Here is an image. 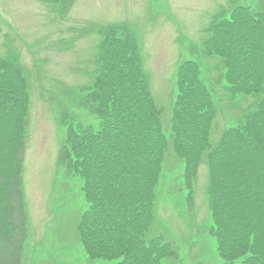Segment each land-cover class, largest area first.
<instances>
[{"label": "rangeland", "instance_id": "obj_1", "mask_svg": "<svg viewBox=\"0 0 264 264\" xmlns=\"http://www.w3.org/2000/svg\"><path fill=\"white\" fill-rule=\"evenodd\" d=\"M236 5L264 12V0H0V58L20 64L31 97L22 162L29 218L22 264H119L121 260L94 258L86 250L79 228L91 207L85 180L75 172L68 174L58 159L69 126L98 128L101 123L91 109L89 94L100 73L105 32L120 26L125 31H119V37L130 35L136 41L169 142L178 68L186 60L200 62V77L216 103L209 140L217 145L228 128L258 107L256 95L229 91L224 57L207 51L218 16ZM253 63L258 65L257 60ZM238 65L245 67L241 61ZM11 84L12 89L20 86L15 78ZM11 102L8 111L0 107V122L9 130L0 136V155L9 171V156L20 141V110L15 100ZM7 143V154L2 155ZM202 155L192 190L186 183L183 158L171 149L163 165L150 233L163 234L174 243L178 258L166 264L228 263L218 249L210 197L212 174L216 172L222 183L228 176L221 168L218 172V166L214 171L206 151ZM236 160L227 158L226 169L234 170ZM255 198L247 195L249 210L257 206ZM245 217L263 232L253 252L264 254V219L250 212ZM245 258L233 263L250 264L242 263Z\"/></svg>", "mask_w": 264, "mask_h": 264}, {"label": "trees", "instance_id": "obj_2", "mask_svg": "<svg viewBox=\"0 0 264 264\" xmlns=\"http://www.w3.org/2000/svg\"><path fill=\"white\" fill-rule=\"evenodd\" d=\"M119 31L125 29L114 26L105 32L100 73L89 94L91 109L101 123L98 128L69 126L58 155L68 174L75 172L85 180L91 207L82 215L79 228L86 250L94 258H120L119 264L176 261L174 243L163 234L150 233L163 165L171 149L183 158L186 183L192 190L191 182L206 151L214 171L218 166V172L221 168L228 176L222 183L214 172L210 181L214 233L220 254L228 261L225 264H235V259L244 256L242 263L264 264V254L253 252L255 240L263 232L245 217L250 212L264 219V12L236 5L219 15L211 28L214 36L207 51L221 52L224 57L229 91L256 95L258 101L257 109L228 128L217 145L209 140L216 103L200 77V62L186 60L178 68L169 142L137 43L130 35L119 37ZM219 47L224 48L220 51ZM249 66L252 72H248ZM14 78L20 84L16 89L11 84ZM29 90L20 64L0 58V107L8 111L15 100L20 110V141L9 156L11 171L0 155V264H22L29 234L22 176ZM0 124L4 137L9 130L5 122ZM6 149L8 143L2 155L7 154ZM227 158L237 159L234 170L226 169ZM249 193L256 195L257 206L252 210L246 204Z\"/></svg>", "mask_w": 264, "mask_h": 264}]
</instances>
